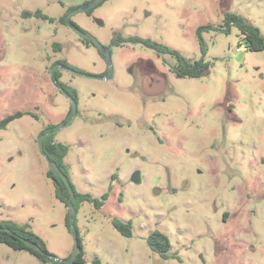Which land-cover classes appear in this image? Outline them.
Segmentation results:
<instances>
[{
	"label": "rangeland",
	"instance_id": "1",
	"mask_svg": "<svg viewBox=\"0 0 264 264\" xmlns=\"http://www.w3.org/2000/svg\"><path fill=\"white\" fill-rule=\"evenodd\" d=\"M86 1L0 0V121L29 113L0 128V220L27 224L60 260L73 250L68 209L39 150L42 131L72 117L50 77L65 60L85 74L55 69L77 98L73 120L53 140L68 147L77 192L108 193L100 208L82 202L76 210L84 264H264V51L246 50L235 27L205 31L209 72L177 78L171 55L111 44L118 35L149 38L197 60V28L218 26L226 12L264 36V0H106L91 14L76 12L71 21L110 49L109 79L106 57L61 21ZM113 219L130 221L131 236ZM154 230L180 262L150 251ZM0 264L52 263L0 244Z\"/></svg>",
	"mask_w": 264,
	"mask_h": 264
},
{
	"label": "trees",
	"instance_id": "2",
	"mask_svg": "<svg viewBox=\"0 0 264 264\" xmlns=\"http://www.w3.org/2000/svg\"><path fill=\"white\" fill-rule=\"evenodd\" d=\"M104 1L102 0L97 6L86 10L87 14H91L94 8L101 5ZM88 1L84 2L87 3ZM76 9V7H71L69 11ZM25 15H29L26 13ZM35 17H41L39 11L35 12ZM65 17V16H64ZM64 17L61 19L62 23L64 22ZM43 19H48L50 22L53 21L52 18H48L46 16H42ZM231 27H235L242 35V40L245 45V49L248 51H264V36L260 32V30L247 21L243 16L232 13L226 12L223 14V18L221 23L218 26L212 25H204L197 28V38H198V45L201 57L197 60H188L185 58L181 53L177 50L171 49L163 44L155 42L149 38H141L137 36L132 37H122L120 35L116 36L112 40V45H121L123 43H137L146 48L153 50L157 55L168 54L171 55L175 59V65L171 67V72L177 78H201L205 76L210 69V62L205 60L206 56V44L201 36L202 32L205 31H215L220 32L223 34H229ZM86 44H93L89 38H83ZM57 50L59 48L58 45ZM239 47H242L239 44ZM244 49V50H245ZM100 52V51H99ZM100 54L104 56L101 52ZM59 64L69 67L74 70V73L84 75L85 72L79 69H76L70 66L65 60L58 61ZM51 81L57 90L64 93L66 96L71 97L72 99L76 100L77 94L76 90L69 87L65 83L60 80V74L57 71H54L51 76ZM25 114L23 112H15L3 118L0 121V128H5L8 123L11 121L22 117ZM31 115V114H30ZM35 119H38L37 115H34ZM71 116L66 118L62 123L59 125H49L43 131L42 134H46L44 141H43V154L48 162H54L59 169L68 177V168L64 163V159L68 152V147L65 144L54 142L53 136L54 133H49L55 128L58 130L70 121ZM47 177L51 180L54 189V196L55 198L61 202L67 209H68V200H69V191L65 186L62 178L60 176H55L50 169L48 168L46 172ZM113 178V176H112ZM72 186V185H71ZM74 191V198H73V205L75 209H78V205L82 202H88L94 205L95 208H100L104 201L108 198V193L102 195L100 199H95L88 194H83L77 192L74 187L72 186ZM110 189V188H109ZM65 224L68 227L69 220H68V211L65 216ZM112 226L124 237H130L132 234V223L129 222H122L118 219L112 220ZM25 241H29L34 243L38 246L39 250H34L28 247ZM147 246L151 252L157 254L160 258L166 260L169 258H176L180 262V259L177 258L174 254H169L171 245L168 237L158 231H152L146 240ZM0 244H3L14 251H26L37 258L39 261L43 263H52V264H63L61 262H56L51 259L53 254L49 253L46 247L45 242L32 230H30L27 224H18L13 221L9 220H0ZM81 246V245H80ZM82 248V247H81ZM84 251L81 250L80 254L76 257L75 261L72 264H84L85 260L83 258Z\"/></svg>",
	"mask_w": 264,
	"mask_h": 264
},
{
	"label": "water",
	"instance_id": "3",
	"mask_svg": "<svg viewBox=\"0 0 264 264\" xmlns=\"http://www.w3.org/2000/svg\"><path fill=\"white\" fill-rule=\"evenodd\" d=\"M102 0H90L87 3L83 4L82 6L74 9L73 11L69 12L66 16V24L69 25L72 29H74L75 31L81 33L84 37H88L92 43L98 48V50L106 57L107 60V66L109 69V72L106 76V79L111 78L112 76V69H111V65H110V49L108 47H104L102 46L95 38H93L91 35H88L86 33H84L83 31H81L76 25L73 24V22L71 21V17L73 16V14H75L76 12L79 11H86L90 8H93L95 6H97ZM54 67L50 70V77L53 74L54 71ZM61 69L63 70H67V71H71L74 72V70H72L69 67L66 66H62ZM71 102H72V109H73V113H72V117L71 120H73L74 116H75V108H76V103L75 100L72 99L71 97H69ZM68 123H66L64 126H66ZM58 130V128H55L51 131V133H54ZM46 134H43L40 138H39V150L41 152V154L43 155V157L45 158V155L43 154V141L45 138ZM45 160H47L45 158ZM48 167L50 169V171L55 175V176H60L65 184V186L67 187L68 191H69V200H68V220H69V224H68V228L72 234L73 237V242H74V247L73 250L70 254V256L68 258H66L65 260H60L55 256H52L51 259L56 261V262H61L63 264H72L76 257L80 254L82 248L80 246V241L78 238V233H77V229L75 226V217H76V209L73 205V198H74V191L73 188L71 186V183L69 181V179L67 178V176L65 174H63V172L59 169V167L54 163V162H48ZM131 181L132 182H138V173L135 172L132 174L131 176ZM26 245L34 250H39L38 246L34 243H31L29 241H25Z\"/></svg>",
	"mask_w": 264,
	"mask_h": 264
},
{
	"label": "flooded vegetation",
	"instance_id": "4",
	"mask_svg": "<svg viewBox=\"0 0 264 264\" xmlns=\"http://www.w3.org/2000/svg\"><path fill=\"white\" fill-rule=\"evenodd\" d=\"M71 11H73V10H71ZM71 11H68V13L69 12H71ZM85 12V11H84ZM64 22H65V25H67L66 24V16L64 17ZM74 24V23H73ZM75 25V24H74ZM69 28H71L69 25H67ZM72 29V28H71ZM72 30H74V29H72ZM75 31V30H74ZM78 35H80L82 38H88V37H84L81 33H79V32H77V31H75ZM63 65H61V64H59L58 62H55L54 64H53V66L51 67V69L54 67L55 69H57V68H61ZM50 69V70H51ZM55 69H54V71H55ZM53 71V72H54ZM72 120H71V118H70V121L69 122H67L68 124L71 122ZM67 124V125H68ZM49 133H51V131L49 132ZM45 134H47V133H45ZM49 168V167H48Z\"/></svg>",
	"mask_w": 264,
	"mask_h": 264
},
{
	"label": "built area",
	"instance_id": "5",
	"mask_svg": "<svg viewBox=\"0 0 264 264\" xmlns=\"http://www.w3.org/2000/svg\"><path fill=\"white\" fill-rule=\"evenodd\" d=\"M240 51H243L244 50V48L243 47H240V48H238Z\"/></svg>",
	"mask_w": 264,
	"mask_h": 264
}]
</instances>
